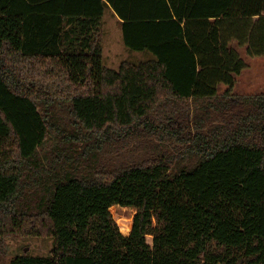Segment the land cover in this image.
Returning <instances> with one entry per match:
<instances>
[{"label":"trees","instance_id":"trees-1","mask_svg":"<svg viewBox=\"0 0 264 264\" xmlns=\"http://www.w3.org/2000/svg\"><path fill=\"white\" fill-rule=\"evenodd\" d=\"M106 9L151 59L103 65ZM234 43L264 57V0H0V249L52 240L7 264H264V94L233 93Z\"/></svg>","mask_w":264,"mask_h":264},{"label":"rangeland","instance_id":"rangeland-1","mask_svg":"<svg viewBox=\"0 0 264 264\" xmlns=\"http://www.w3.org/2000/svg\"><path fill=\"white\" fill-rule=\"evenodd\" d=\"M232 47L246 64V68L236 77L233 93L237 95L264 94V57L250 58L245 54V48L239 47L236 43L232 44ZM151 58L152 56L147 52H133L123 45L119 25L110 10L106 9L102 35L103 65L108 69L116 70L123 61L138 63ZM224 90L223 86L218 89L219 93ZM110 212L121 234H128L136 211L114 206ZM2 243L0 250L3 254H0V264H7L13 257L22 254H28L31 257H48L52 249V240L49 238L10 237Z\"/></svg>","mask_w":264,"mask_h":264},{"label":"built area","instance_id":"built-area-1","mask_svg":"<svg viewBox=\"0 0 264 264\" xmlns=\"http://www.w3.org/2000/svg\"><path fill=\"white\" fill-rule=\"evenodd\" d=\"M121 233V232H120ZM123 235V234H122Z\"/></svg>","mask_w":264,"mask_h":264},{"label":"water","instance_id":"water-1","mask_svg":"<svg viewBox=\"0 0 264 264\" xmlns=\"http://www.w3.org/2000/svg\"><path fill=\"white\" fill-rule=\"evenodd\" d=\"M25 252H26V250H25Z\"/></svg>","mask_w":264,"mask_h":264}]
</instances>
